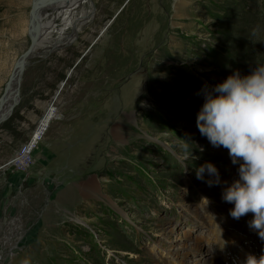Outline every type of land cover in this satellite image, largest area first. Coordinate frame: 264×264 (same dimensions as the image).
<instances>
[{
	"label": "rangeland",
	"instance_id": "obj_1",
	"mask_svg": "<svg viewBox=\"0 0 264 264\" xmlns=\"http://www.w3.org/2000/svg\"><path fill=\"white\" fill-rule=\"evenodd\" d=\"M31 4L0 0V96L29 45ZM87 8L70 42L68 27L47 14L19 101L0 124V264H211L213 256L231 264V243L263 254L252 213L233 219L221 198L237 165L195 117L202 88L264 66V0H90ZM48 105L55 117L16 171L7 163ZM205 161L219 184L210 187L207 172L196 178Z\"/></svg>",
	"mask_w": 264,
	"mask_h": 264
},
{
	"label": "clouds",
	"instance_id": "obj_2",
	"mask_svg": "<svg viewBox=\"0 0 264 264\" xmlns=\"http://www.w3.org/2000/svg\"><path fill=\"white\" fill-rule=\"evenodd\" d=\"M201 94L203 103L195 117L199 133L213 147L226 148L237 165L238 178L223 188L221 198L233 205L228 210L233 219L252 213L248 226L264 239V66L245 75L234 71L211 88H202ZM205 172L212 178L205 180L210 187L220 183L213 163L197 166L196 178L204 180ZM248 264L264 261L251 258Z\"/></svg>",
	"mask_w": 264,
	"mask_h": 264
},
{
	"label": "bare ground",
	"instance_id": "obj_3",
	"mask_svg": "<svg viewBox=\"0 0 264 264\" xmlns=\"http://www.w3.org/2000/svg\"><path fill=\"white\" fill-rule=\"evenodd\" d=\"M89 1L90 0H35L33 4L37 6L35 14L38 20L39 29L37 30L35 22H32L29 28L28 35L33 36L36 34L37 41H39L40 36H41L40 35L41 29L45 30V25L43 23V20L44 18H46L47 14L50 13L52 14L51 15L52 22L55 19L59 18L61 23L65 24V26L68 27V33H66L65 36L63 37V39H65L64 41L65 42L72 41L75 38L77 31L79 30L81 25L84 22H86L91 16L90 8H87V4H89ZM35 48L36 46L34 47V49ZM33 51L31 52L30 57L32 56ZM48 52H49V49L47 47L41 48V54H46ZM23 69H24V66L18 65V69L14 73L11 85L8 91L6 92V94L4 95L2 105L0 106V124L9 118L13 108L15 107V105H17L19 101L18 94H17V91H18L17 84H18V81L22 74ZM54 117H55V110L52 105H48L47 108L45 109V112L43 113V115L40 117V119L37 122V124H39V128L42 134L44 133V131L46 130L49 123ZM219 241L221 242L220 239ZM262 242L264 243V241ZM219 244L223 246L222 248L223 251L227 253L228 252L227 244H224V243H219ZM235 254L238 260L234 264H245L244 263L245 260H246L245 262L249 261L246 258L245 253L241 255L239 253H235ZM261 257H264V252H263V256ZM211 264H228V263L224 260H221V259L219 260L218 256H213Z\"/></svg>",
	"mask_w": 264,
	"mask_h": 264
},
{
	"label": "built area",
	"instance_id": "obj_4",
	"mask_svg": "<svg viewBox=\"0 0 264 264\" xmlns=\"http://www.w3.org/2000/svg\"><path fill=\"white\" fill-rule=\"evenodd\" d=\"M41 134L42 132L39 128V124H37L29 140L14 152L7 165L12 166L16 171H24L32 161V153L42 136Z\"/></svg>",
	"mask_w": 264,
	"mask_h": 264
},
{
	"label": "water",
	"instance_id": "obj_5",
	"mask_svg": "<svg viewBox=\"0 0 264 264\" xmlns=\"http://www.w3.org/2000/svg\"><path fill=\"white\" fill-rule=\"evenodd\" d=\"M35 0H32V4H31V7H30V11H29V28H30V25L32 22H35L36 24V28L37 30L39 29V25H38V20H37V17H36V5L33 4ZM29 28H28V32H29ZM37 35H29V45L27 47V49L20 55V57L17 59L16 63L14 64L12 70H11V73L4 85V89H3V93L1 94L0 96V106L2 105V101H3V98H4V95L6 94V92L8 91L10 85H11V82L13 80V76H14V73L16 72V70L18 69V65H22V66H25L26 65V60L28 58H30V55H31V52L33 51L34 47L36 46V43H37Z\"/></svg>",
	"mask_w": 264,
	"mask_h": 264
}]
</instances>
